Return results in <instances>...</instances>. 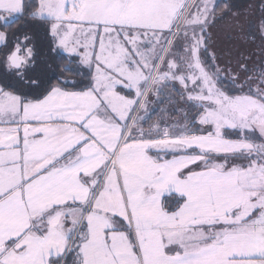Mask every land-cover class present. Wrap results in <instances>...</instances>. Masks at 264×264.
I'll return each instance as SVG.
<instances>
[{"label":"snow or ice","instance_id":"obj_1","mask_svg":"<svg viewBox=\"0 0 264 264\" xmlns=\"http://www.w3.org/2000/svg\"><path fill=\"white\" fill-rule=\"evenodd\" d=\"M0 264H264V0H0Z\"/></svg>","mask_w":264,"mask_h":264},{"label":"rangeland","instance_id":"obj_2","mask_svg":"<svg viewBox=\"0 0 264 264\" xmlns=\"http://www.w3.org/2000/svg\"><path fill=\"white\" fill-rule=\"evenodd\" d=\"M218 3L225 2L224 0H217ZM39 32H41L39 30ZM37 38L39 37L38 33H36ZM40 37L43 38V42H45V38L43 33L41 32ZM42 40V39H41ZM39 45V46H38ZM37 46L40 47V44L37 40ZM179 90L181 86L177 83L176 90L170 91L171 102H168L167 98L161 99L160 101H154V98L150 95V101H154L149 104V114L152 116V120H159L161 127H168L172 131L179 130V127L185 121L184 112L189 111L187 105L184 104L182 100L179 99ZM159 107L160 110H159ZM183 109V110H182ZM194 115L193 112H189V119ZM199 127V126H197ZM208 126H204L206 129ZM232 138H235L234 136Z\"/></svg>","mask_w":264,"mask_h":264},{"label":"trees","instance_id":"obj_3","mask_svg":"<svg viewBox=\"0 0 264 264\" xmlns=\"http://www.w3.org/2000/svg\"><path fill=\"white\" fill-rule=\"evenodd\" d=\"M225 1V0H224ZM39 37L37 38L38 43L40 44L39 50L41 51V53H43L46 50V41L43 42V38L40 37L41 32H39V30H37V32ZM42 39V40H41ZM39 46V45H38ZM161 107H159L160 110Z\"/></svg>","mask_w":264,"mask_h":264},{"label":"crops","instance_id":"obj_4","mask_svg":"<svg viewBox=\"0 0 264 264\" xmlns=\"http://www.w3.org/2000/svg\"><path fill=\"white\" fill-rule=\"evenodd\" d=\"M192 167H196L195 165H193ZM187 171V170H186Z\"/></svg>","mask_w":264,"mask_h":264}]
</instances>
